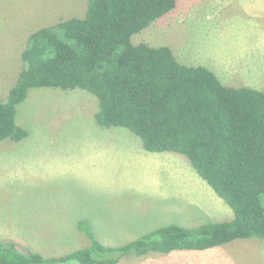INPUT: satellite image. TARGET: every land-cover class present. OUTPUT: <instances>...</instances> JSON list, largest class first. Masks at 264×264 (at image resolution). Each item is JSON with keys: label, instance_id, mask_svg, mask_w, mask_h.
Segmentation results:
<instances>
[{"label": "trees", "instance_id": "1", "mask_svg": "<svg viewBox=\"0 0 264 264\" xmlns=\"http://www.w3.org/2000/svg\"><path fill=\"white\" fill-rule=\"evenodd\" d=\"M176 3L88 0L82 16L32 32L21 51V69L0 97V142L27 136L16 111L30 89L85 90L96 99V125L126 128L147 151L185 155L232 218L190 228L161 226L118 247L99 242L81 219L77 227L86 246L44 256L1 240L0 264H116L128 255L264 240V91L225 85L204 66L180 63L168 46L131 41Z\"/></svg>", "mask_w": 264, "mask_h": 264}, {"label": "rangeland", "instance_id": "2", "mask_svg": "<svg viewBox=\"0 0 264 264\" xmlns=\"http://www.w3.org/2000/svg\"><path fill=\"white\" fill-rule=\"evenodd\" d=\"M87 1L0 0V97L21 69L20 55L28 36L41 27L82 16ZM246 20L227 0H177L172 11L134 34L131 41L168 46L180 63L190 66L224 55L245 72L222 71V78L236 87L264 90V72H258L264 67L260 63L264 41L257 34L251 37ZM95 109L96 99L85 90L50 87L30 89L17 106L16 122L27 136L18 142H0V241L14 240L44 256L63 255L88 244L81 231L63 224L64 218L77 214L78 220L89 214L98 222L93 227L97 238L111 243L115 234L100 225H108L106 214L115 204L120 208L115 215L119 227L139 218L141 225L158 224L156 215L165 200L153 202L149 195L162 192L165 185L158 181L186 163L192 171L189 160L173 151L145 150L126 128L99 127L93 119ZM172 176V184L180 180ZM112 198L118 199L106 202ZM123 235L127 241L139 234L130 230ZM219 249L230 252L205 261L157 264H264V240L236 239ZM155 253L125 256L118 264H150L144 260Z\"/></svg>", "mask_w": 264, "mask_h": 264}, {"label": "crops", "instance_id": "3", "mask_svg": "<svg viewBox=\"0 0 264 264\" xmlns=\"http://www.w3.org/2000/svg\"><path fill=\"white\" fill-rule=\"evenodd\" d=\"M227 3L231 5L233 10H235L236 13L241 15L242 18H247L246 24L251 26L249 28L251 37L254 38L257 34L256 37L258 38V40L264 41V0H227ZM215 58H213L212 62L210 61L209 58H208V62L207 60L206 62L204 60L202 66L213 71L223 84L234 86L231 83H228L227 80L222 78L220 73L222 71L245 72V69L236 68V66H233L231 61L225 58L224 55H220L219 57L215 56ZM245 63L246 62L244 59V64ZM260 63L263 64L264 62L261 61ZM258 72H264V67L261 69L260 66ZM186 165L184 168L176 169L175 172H171L170 174L168 173L169 175L167 177L165 176L164 180L158 181L157 184L165 185V188L162 189V192H157L154 195L153 194L149 195L151 198H153V202H155L154 199L157 200L160 198L161 199L164 198L165 200V204L160 206L163 207V210L162 208H160L162 210L160 212L161 214L156 215V218L160 219L157 220L158 224L147 225V226L141 225V221H140L141 219L139 218L137 220L139 221L138 223H136L137 222L136 221L134 222V224L130 223L128 225H125L124 227L123 226L119 227L121 225L118 224V220L116 219L118 215L115 216L120 209L118 204H115V208L112 212L108 211L106 214L108 218L106 222H108V225H102V224L100 225V226H104L107 232H111L115 234L114 237L110 239L111 243H107V244L103 243L97 238V236L95 235L96 230L93 229V227L97 226L98 222H96V219H93L91 216H89V214L83 215L86 217L80 218L78 220H77V214L74 216L70 214L69 216H67L68 218L67 217L64 218L65 222L63 224L67 223L68 225H73V229L76 228L78 229L77 227L78 221L81 219H85L89 222L92 232L94 233L96 239L99 242H101L105 246L118 247L136 239L137 237L141 236L146 232H150L158 227L165 225L173 224V225L190 228V227H196L202 225L208 221L230 220L232 218V211L230 207L214 192V190L207 184V182L202 177H200L196 173L194 169L190 171L187 163ZM174 174L178 175L176 178L180 179L178 181L173 182V184L176 185L175 187L173 186L171 181V179L173 178L172 175ZM189 185L190 187H192L193 190L191 194L189 192V187H188ZM173 190L176 191L171 192ZM117 199H115V201ZM115 201L114 198H112L111 200L109 199L106 202L109 203ZM130 207H134V205ZM155 207L157 208V206ZM192 210H193L192 215H190ZM141 212H145V211H141ZM164 219L167 221L161 222V220ZM101 222H105V221L101 220ZM130 230L137 231L139 235H137L136 237L130 240L124 241V235H123L124 232L125 231L128 232ZM230 243L231 241L228 243H224L222 245H226ZM220 247L221 245L205 250H174L168 253L157 252L153 254L154 256H149L147 261L146 259L144 261L149 262L150 264H157L164 261L167 262H178L184 260L185 261L189 260V262H194L199 260L205 261L217 257H223L224 255L230 252L227 249L226 250L219 249ZM139 256L140 255H134L132 257L136 258ZM124 257L125 256L119 258L118 262L122 261ZM118 262L116 264H118Z\"/></svg>", "mask_w": 264, "mask_h": 264}]
</instances>
